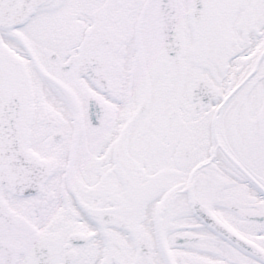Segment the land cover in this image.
<instances>
[{
  "label": "snow or ice",
  "instance_id": "snow-or-ice-1",
  "mask_svg": "<svg viewBox=\"0 0 264 264\" xmlns=\"http://www.w3.org/2000/svg\"><path fill=\"white\" fill-rule=\"evenodd\" d=\"M0 264H264V0H0Z\"/></svg>",
  "mask_w": 264,
  "mask_h": 264
}]
</instances>
